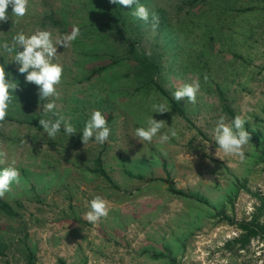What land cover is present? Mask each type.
Returning <instances> with one entry per match:
<instances>
[{
    "label": "rangeland",
    "instance_id": "374dc122",
    "mask_svg": "<svg viewBox=\"0 0 264 264\" xmlns=\"http://www.w3.org/2000/svg\"><path fill=\"white\" fill-rule=\"evenodd\" d=\"M192 1L140 0L159 18L163 9L167 21L153 30L151 18L131 20L132 9L123 7L128 20L113 32L101 25L108 15L99 0H30L19 19L9 7L0 44L37 28L55 37L77 25L80 35L57 49L64 68L59 99L40 101L38 87L0 49L6 78L19 85L0 124V148L8 153L0 169L14 159L20 172L19 184L0 198L17 213L0 211V264H264V236L244 248L234 241L243 232L238 225L253 215L264 225V0ZM219 8L224 12L214 16ZM126 38H137L138 49L159 65L155 79L172 97L180 84L199 79L196 104L180 101L184 115L145 83L135 59L110 66L113 55L125 52ZM52 100L76 135L68 137L62 126L51 140L39 126L41 118H57L43 112ZM161 102L171 111L153 113ZM93 110L112 129L103 145L81 140ZM238 114L250 121L252 136L243 163L216 153L212 136L221 115L231 123ZM151 115L166 122L161 134L174 127L177 138L139 142L135 129ZM97 195L110 212L92 225L84 214Z\"/></svg>",
    "mask_w": 264,
    "mask_h": 264
},
{
    "label": "clouds",
    "instance_id": "9594fccd",
    "mask_svg": "<svg viewBox=\"0 0 264 264\" xmlns=\"http://www.w3.org/2000/svg\"><path fill=\"white\" fill-rule=\"evenodd\" d=\"M111 4L120 5L125 8H131V15L136 19L148 23L151 18V25L155 30L160 23L157 13L150 12L148 7L140 3V0H109ZM30 0H0V23H6L9 19L8 9L11 7V14L16 18H23L29 10ZM134 6V7H133ZM80 35V28L73 25L71 31L62 36H53L49 30L37 28L32 34L26 35L23 31L16 33L11 43L3 42L0 49L7 52L18 66V72L24 75L25 82L34 84L38 87V96L41 100H48L50 97L59 99L60 93L57 87L62 83L64 68L58 61L57 49L61 46L69 48ZM0 52V56L3 55ZM14 54V55H13ZM8 73L4 64H0V124H2L9 114L13 105V93L19 85L12 79L6 78ZM205 81L208 79L204 76ZM201 84L199 79H194L191 83L180 84L173 93L176 101L187 100L190 104H196L197 94L200 91ZM55 100L44 104L43 112L45 116L52 112L57 118L39 119V126L47 134L48 138L54 140L60 132L61 127L68 137L77 134L76 127L69 119L60 115ZM153 113L165 114L171 111L167 103H154L152 105ZM250 121L245 115L238 114L231 123L226 122V117L221 115L215 122L212 131L213 140L216 145V153L222 152L224 156L238 158L240 163L246 161L247 148L251 144V134L246 130L245 125ZM166 122L156 120L153 115L147 117L143 126L135 129V138L139 142L151 144L154 138H158V143L164 145L173 138H177L178 133L174 127H169L167 132L161 134ZM112 129L108 125L106 116L100 110H93L89 119L85 122L81 140L87 144L94 139L98 144L103 145L108 141ZM162 154L166 155V152ZM215 153V154H216ZM220 158V157H219ZM8 162L7 151L0 148V165ZM16 161L13 159L8 167L0 169V198L11 191L13 183L19 184L20 172L15 167ZM110 212L109 202L103 197L97 195L89 202V210L84 214V219L96 225L102 218H107Z\"/></svg>",
    "mask_w": 264,
    "mask_h": 264
},
{
    "label": "trees",
    "instance_id": "16d2710c",
    "mask_svg": "<svg viewBox=\"0 0 264 264\" xmlns=\"http://www.w3.org/2000/svg\"><path fill=\"white\" fill-rule=\"evenodd\" d=\"M101 3V6L103 7V11L106 14L103 15H108L107 16V21H105L104 23H101V25L104 27V29H107L111 32H113L114 30H122V26L126 24L127 20H128V16L129 14H124V12L122 11L123 6L120 5H115L112 4V7L110 10L108 9L107 5V0H99ZM109 1V0H108ZM195 0L192 1V3H194ZM198 1H204V0H198ZM110 3V2H109ZM111 4V3H110ZM192 7H195L192 6ZM252 8H250L251 10ZM114 11L113 15H109L108 12H112ZM163 13L160 15V23H159V27L164 24V22L167 21V16L165 11L162 9ZM246 11V10H245ZM214 12V16L220 17V13L224 12V8L221 9L219 8L217 11H213ZM192 13H196V11H192ZM132 16V15H131ZM131 20H133V16L131 17ZM197 16H200V14H198ZM102 17V16H101ZM121 19L120 24L118 23V20ZM207 19V17H206ZM208 20V19H207ZM189 22V19L184 17V20H180L179 23H182L181 28H185L186 25H188L187 23ZM99 25V26H101ZM169 27V24H168ZM161 28V27H160ZM163 29V28H162ZM161 29V30H162ZM100 32H104V30H99ZM126 40L129 42V45L127 46L125 52L118 54V55H113L112 56V61L110 66L115 67L113 63H117L119 60L124 59V58H133L135 59L136 62H139L141 64V74L143 75V78L145 80L146 84H153L157 87V89L165 96L168 97V99L170 100L171 104L173 105L174 109L176 111H178L181 115H184V110L181 107V102L176 101L171 95L170 93H168L166 90L163 89V87L158 83L157 79H155V75H157L159 73V65L154 61V59L147 54V52L143 49H138V47L136 46V44L139 42L138 39H130V38H126ZM110 64V63H109ZM108 64V65H109ZM107 64L103 65L102 67H100L97 71L100 72L101 70L105 69L106 67H109ZM144 83V82H143ZM221 93V92H220ZM227 107V106H226ZM230 110V109H229ZM232 111V110H230ZM252 137V136H251ZM257 142V141H256ZM260 158L264 159V150L261 151L260 153ZM101 160L98 159V163ZM97 171H99L100 173H102L105 177L108 178V175L106 173V171L103 168H99ZM231 200V199H230ZM0 211H3L6 215L9 216H15L17 215L16 211L14 210V207L7 201L1 199L0 200ZM259 217L257 214L253 215V217L251 218V221H242L238 226L241 228V230L243 231L242 234L240 235L239 238H236L234 241L236 243L240 244V247L244 248L250 241L251 238L258 236V235H262L264 236V225L259 223ZM3 254L2 251H0V256Z\"/></svg>",
    "mask_w": 264,
    "mask_h": 264
}]
</instances>
